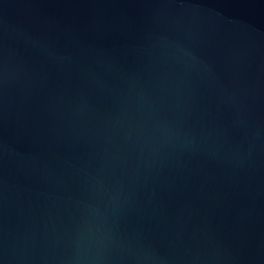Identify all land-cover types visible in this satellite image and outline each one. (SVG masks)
<instances>
[{"label":"water","instance_id":"water-1","mask_svg":"<svg viewBox=\"0 0 264 264\" xmlns=\"http://www.w3.org/2000/svg\"><path fill=\"white\" fill-rule=\"evenodd\" d=\"M0 264H264V0H0Z\"/></svg>","mask_w":264,"mask_h":264}]
</instances>
